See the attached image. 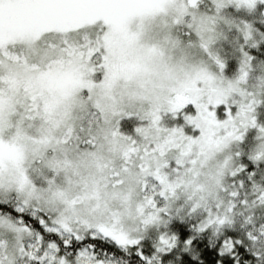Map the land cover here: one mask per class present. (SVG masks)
I'll return each mask as SVG.
<instances>
[{"label": "snow or ice", "instance_id": "6c2138e0", "mask_svg": "<svg viewBox=\"0 0 264 264\" xmlns=\"http://www.w3.org/2000/svg\"><path fill=\"white\" fill-rule=\"evenodd\" d=\"M0 264H264V0H0Z\"/></svg>", "mask_w": 264, "mask_h": 264}]
</instances>
